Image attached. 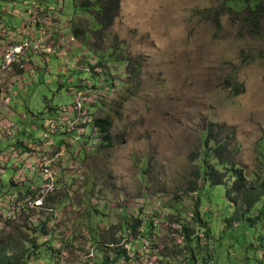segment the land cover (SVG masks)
Listing matches in <instances>:
<instances>
[{
    "label": "rangeland",
    "instance_id": "rangeland-1",
    "mask_svg": "<svg viewBox=\"0 0 264 264\" xmlns=\"http://www.w3.org/2000/svg\"><path fill=\"white\" fill-rule=\"evenodd\" d=\"M81 1L0 0V62L6 31L46 15L56 29L51 54L33 55L0 83V253L35 244L26 264H184L191 256L193 264H264L262 202L230 223L236 210L220 185L208 200L214 177L204 183V168L214 172L199 157L205 134L230 136L231 162L246 181L264 182V19L252 32L228 0H121L114 24L96 32ZM73 25L87 37H75ZM103 55L108 63L92 77ZM81 111L113 118L110 146ZM40 151L55 180L45 187L44 175L27 169ZM37 195L42 207L30 204ZM182 227L188 236L175 235ZM128 238L134 251L147 244L151 253L121 261Z\"/></svg>",
    "mask_w": 264,
    "mask_h": 264
},
{
    "label": "trees",
    "instance_id": "trees-1",
    "mask_svg": "<svg viewBox=\"0 0 264 264\" xmlns=\"http://www.w3.org/2000/svg\"><path fill=\"white\" fill-rule=\"evenodd\" d=\"M120 2L121 0H83L80 2L78 7L84 12L89 13V15L94 18V24L97 26L98 30L104 32L114 24V19L120 6ZM225 3L228 9L241 13L244 16L245 20L248 22L246 28H248L250 31L255 32L257 28H260L261 21L264 19V0H228ZM73 26L74 27H72V31L77 38L87 37V32L84 28L81 26ZM101 65H103V63L102 61H99L98 66ZM139 69V67L137 68V66H135L132 71L133 76L140 75L141 71ZM231 85L235 92H238L237 86L234 83ZM114 122L115 121L110 116L102 119L97 118L94 121V125L98 128L99 132L104 135V146H110L111 132L114 128ZM210 138L211 137H209L206 141V149L204 151L206 160H208V162L211 161L214 172V178L211 179L213 183H211L210 187L204 191L207 194H210L208 200L212 201L213 199H216L213 194V188L215 185H220L221 188H225V198L228 197L229 200L234 202V205L237 207L236 212H234L233 215L227 219L230 221V223L236 221L242 216H246V212L252 209L258 202H262V204L259 207L260 209L256 215V218H261L262 215H264V182L258 178H253L249 182L246 181L243 170L234 167L225 157L224 150L227 149L225 144L221 142L217 148L212 149L208 146V144L211 142ZM208 178L212 177H208L206 173V175L203 176L204 183H206ZM262 179H264V177H262ZM202 197L203 196H199V200H201ZM199 210V207L196 206L195 219L203 225L204 223L201 219ZM250 217H248L247 220ZM150 227L154 228L155 225L151 224ZM138 228L139 226L135 225V227H132L131 229L134 231V229L137 230ZM205 229H207V227H205ZM186 230L187 229L185 227V231L183 230V232L188 236L189 234ZM41 231L43 234L47 233L45 222L42 223ZM36 249L37 246L34 244L26 249L25 252H22L21 255L14 253L12 254L10 253V250L5 249L0 253V264H26L31 260V253ZM117 253L120 256H122V254H127L124 250L120 251V249L117 250ZM194 260L195 256H192V258L186 259V263L191 264L192 262L193 264ZM208 262L206 264H208Z\"/></svg>",
    "mask_w": 264,
    "mask_h": 264
},
{
    "label": "built area",
    "instance_id": "built-area-1",
    "mask_svg": "<svg viewBox=\"0 0 264 264\" xmlns=\"http://www.w3.org/2000/svg\"><path fill=\"white\" fill-rule=\"evenodd\" d=\"M51 21L48 16H45L44 19H38L37 17L33 18L29 25H26L25 31L18 34H10L9 31L5 32L6 37V47L2 54V61L0 62V83L3 77H11L17 74V69L27 70L28 63L31 60L32 55L37 54H51L52 50V34L50 31ZM53 31V30H52ZM82 96H84L82 94ZM73 109H82V104L78 103ZM84 115V113H80ZM12 130L14 126H10ZM57 127V125H56ZM27 169L30 172H36L37 167L28 166ZM26 171V168L23 169ZM42 172L45 174V181L47 179H52V173L48 168L42 169ZM52 185V184H47ZM38 205L42 203L41 199L37 201H30V204ZM144 251L149 252L148 245L144 247Z\"/></svg>",
    "mask_w": 264,
    "mask_h": 264
},
{
    "label": "clouds",
    "instance_id": "clouds-1",
    "mask_svg": "<svg viewBox=\"0 0 264 264\" xmlns=\"http://www.w3.org/2000/svg\"><path fill=\"white\" fill-rule=\"evenodd\" d=\"M49 13H50V11H49ZM47 16V15H46ZM30 23H27L26 25H29ZM25 25V26H26ZM260 27H261V25H260ZM54 30V29H53ZM56 30V29H55ZM54 30V31H55ZM54 31L51 33V34H53L54 33ZM99 30H98V28H97V30H96V32H98ZM73 32V31H72ZM103 32V31H102ZM74 35V34H73ZM76 37V36H75ZM113 53V52H112ZM104 54V53H103ZM33 56V55H32ZM31 56V57H32ZM114 56H115V53L114 54H112L111 55V59L112 60H114ZM33 58H31V60H32ZM105 59H108V58H106V56H104L103 55V57L99 60V61H102V63L104 64V62H107ZM123 60V59H122ZM33 61V60H32ZM99 61L95 64V65H91V69H92V73H93V76L92 77H96V76H98V70H103V65H101V66H98V63H99ZM124 61V60H123ZM108 63V62H107ZM129 63V61H127L126 60V64H128ZM91 72V71H90ZM107 72V71H106ZM132 73V72H131ZM233 78V77H232ZM99 87H100V85H99ZM95 88V87H94ZM233 90V89H232ZM239 91V90H238ZM86 93V92H85ZM91 92H89V93H87V95L88 94H90ZM80 94H82V93H80ZM84 96H85V94H83ZM83 96V97H84ZM85 98H87V97H85ZM87 101H88V99H87ZM83 113V112H82ZM81 116H84L85 117V119H84V123L85 124H88V123H91V117H90V115H81ZM95 121V120H94ZM94 121H92L93 122V132L96 134V136H101L102 137V141H101V143L103 142V144H102V146H104V135L103 134H101L100 132H99V130H98V128L94 125ZM81 126H83L82 124L81 125H78V126H75V127H73V129H75V128H77V127H81ZM80 135H81V132H80ZM212 135V133L211 132H209L208 134H205V136H204V138H203V153H200L199 154V157H200V159H201V166L204 164V163H207L208 162V160H206V157H205V149H206V141L208 140V138L209 137H211L210 138V140H211V142L208 144V146L210 147V148H217L218 147V145L221 143V142H223V144H225V146L227 147V149H225L224 150V153H225V157L228 159V161L234 166V167H236V168H239V169H242L243 170V168L240 166V165H236V164H234V163H232L231 161H233L232 160V158L230 157V155L232 154L231 153V151H230V149H229V146H230V136L229 137H226V138H224V139H220V136H217V137H214V139H213V137L211 136ZM214 140V141H213ZM214 142V143H213ZM96 143H98V142H96ZM213 143V144H212ZM98 145H99V143H98ZM40 154H42V151H40L39 153H38V158H35V160L32 162V166H34V167H37V171L36 172H31V173H39V174H42V175H44V177H45V174L42 172V169H45V168H48L49 170L51 169V164L49 163V162H47V163H45V164H42V163H44V162H42V160H43V156L42 157H39V155ZM43 155V154H42ZM39 161H38V160ZM41 160V161H40ZM42 162V163H41ZM209 166V165H208ZM28 167V166H27ZM23 169H25V168H22L21 169V172H22V174H24L25 172L23 171ZM210 169H212V166H211V168ZM204 170H205V173H204V175H206V173L208 174V171H207V168H204ZM213 170V169H212ZM51 171V170H50ZM264 171V170H263ZM51 173H52V171H51ZM243 174H244V176H245V178L247 179V177H246V175H245V172H244V170H243ZM203 175V176H204ZM211 177H213V175L211 176ZM203 178V177H202ZM54 178H53V176H52V179H47L46 181H45V183L42 185L43 187H45V186H48L47 184H53L54 183ZM211 183H213V181L211 182ZM204 184V183H203ZM211 185V184H210ZM210 185L208 186V187H210ZM31 186V185H30ZM33 187H41V186H35V185H32ZM207 189V188H206ZM28 191H32V193H34L35 191H33V190H31L30 188L28 189ZM29 198L30 199H33V202L34 201H37L38 199H41L42 200V203H39L38 205H36V207H42L43 205H44V201H43V198L41 197V196H39V195H37L36 196V198H33L32 196H29ZM231 202V201H230ZM232 203V207L236 210L237 209V207L234 205V202H231ZM234 213V212H233ZM233 215V214H232ZM231 215V216H232ZM229 217H226V219H228ZM154 225H155V227H160L158 224H156V223H153ZM202 227V226H201ZM140 228V227H139ZM203 228V227H202ZM205 229V228H204ZM185 231V227L183 228H181V229H179L176 233H175V235H180L181 234V232L182 231ZM135 231V230H134ZM133 231V232H134ZM144 232H146L145 233V235H141V237H146V240H147V242H149V235L148 234H150V232H147L146 230H144ZM184 233V232H183ZM204 233H205V231H204ZM185 234V233H184ZM186 235V234H185ZM127 241H126V245H124L123 246V248L122 249H120V251H125L127 254H122V256H120L118 253H116V255H117V258H124V259H122L121 261H124L125 263H129V262H131L132 261V263L134 262L133 260H135L136 261V259L137 258H142L143 256H145V255H147V254H149V253H151V251L149 250V252H146V251H134L133 250V248H134V246L132 245V241H134L135 239L134 238H132L131 240L128 238V239H126ZM184 240H186V238L185 237H183V239L181 240L182 242L184 241ZM119 248V247H118ZM124 256V257H123ZM160 256H158V258H159ZM190 258H192V256L190 257ZM189 257H185L184 259H190ZM105 260H108V257H106V259ZM181 260V259H180ZM182 262L181 263H184V264H187L186 263V261L185 260H181ZM96 262H98V261H96ZM155 262H157V264H159V262H161V258H159V259H157ZM155 262H152V264H155ZM197 264H202V263H197ZM208 264H209V262H208Z\"/></svg>",
    "mask_w": 264,
    "mask_h": 264
},
{
    "label": "crops",
    "instance_id": "crops-1",
    "mask_svg": "<svg viewBox=\"0 0 264 264\" xmlns=\"http://www.w3.org/2000/svg\"><path fill=\"white\" fill-rule=\"evenodd\" d=\"M32 60H33V59H32ZM42 156H43L42 154L39 155V157H42Z\"/></svg>",
    "mask_w": 264,
    "mask_h": 264
}]
</instances>
